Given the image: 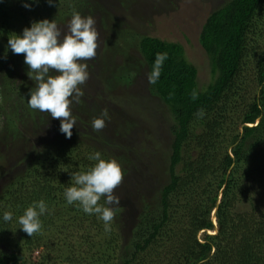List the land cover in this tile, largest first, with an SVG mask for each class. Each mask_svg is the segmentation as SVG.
I'll list each match as a JSON object with an SVG mask.
<instances>
[{"label": "trees", "instance_id": "1", "mask_svg": "<svg viewBox=\"0 0 264 264\" xmlns=\"http://www.w3.org/2000/svg\"><path fill=\"white\" fill-rule=\"evenodd\" d=\"M61 2L0 0V42L7 43L11 33L22 35V27L50 15ZM198 42L212 73L204 89L198 88L197 70L181 45L139 39L148 73L156 54L168 53L150 91L171 113L173 139L168 183L157 203L140 202L121 264H264V0H230L208 16ZM2 90L7 97L13 87ZM97 149L87 137L69 139L56 127L53 139L33 150L25 173L0 195V239L15 232L19 241L8 243L0 264L113 263L123 249L118 220L123 207L113 206L106 232L97 215L67 204L64 197L71 174L97 163L89 159ZM99 153L126 173L123 156ZM40 200L48 210L40 217V232L30 237L18 218ZM214 209L217 233L208 235L214 231ZM6 211L13 214L10 222L3 220Z\"/></svg>", "mask_w": 264, "mask_h": 264}, {"label": "rangeland", "instance_id": "2", "mask_svg": "<svg viewBox=\"0 0 264 264\" xmlns=\"http://www.w3.org/2000/svg\"><path fill=\"white\" fill-rule=\"evenodd\" d=\"M229 1L62 0L50 15L34 20H55L65 30L74 8L97 21V56L86 61L89 79L80 86L84 95L70 109L76 118L74 135L87 137L108 156L124 157L126 173L114 190L120 199L118 206L123 207L118 218L123 249L112 264H121L126 255L124 248L131 240L140 202L157 203L168 183L173 121L168 107L150 91L139 39L151 37L181 45L187 62L197 70L198 88L204 89L212 81V73L198 37L208 16ZM7 46L8 42H0V195L15 177L25 173L33 150L51 141L55 128L60 127V120L29 108L35 82L27 75L29 68L17 66L24 62L23 54L15 55ZM6 85L13 92L4 97ZM105 109L108 116L102 117ZM94 118L105 120L103 130L92 129ZM14 233L5 241L0 239V253H9L8 243L19 242Z\"/></svg>", "mask_w": 264, "mask_h": 264}, {"label": "clouds", "instance_id": "3", "mask_svg": "<svg viewBox=\"0 0 264 264\" xmlns=\"http://www.w3.org/2000/svg\"><path fill=\"white\" fill-rule=\"evenodd\" d=\"M48 3L49 6H55L54 0H48ZM24 7L30 9L31 5L25 3ZM96 24L97 21L92 16L83 17L73 8L65 30L55 20L44 19L33 21L30 28L23 29L22 35L11 33L8 38V49L15 55H24V63L30 69L27 75L35 82V87L29 93V108L48 113L52 119L60 120V132L69 139L76 124L70 105L74 101L78 103L79 98L84 95L80 86L89 79L86 61L94 59L99 48ZM167 59L166 52L156 54L153 68L148 73L149 84L157 83ZM191 96L196 100L198 93L193 90ZM197 115L202 117L204 110L200 109ZM107 116L108 111L105 109L102 117ZM91 126L94 131H101L106 126L105 120L94 118ZM89 159L97 163L87 171L71 174L72 186L65 188L64 197L67 204H77L84 213L97 215L108 232L111 231V222L115 216L113 205L120 204L114 190L121 184L123 172L115 159H101L99 152L90 155ZM101 199L104 204L99 203ZM47 210L45 201L33 202L18 218L20 229L30 237L40 232V217ZM12 219L11 212L3 213L5 222Z\"/></svg>", "mask_w": 264, "mask_h": 264}, {"label": "water", "instance_id": "4", "mask_svg": "<svg viewBox=\"0 0 264 264\" xmlns=\"http://www.w3.org/2000/svg\"><path fill=\"white\" fill-rule=\"evenodd\" d=\"M215 212H216V209H214V212L212 213V220H213V224H214V233L213 234L209 233V235H215L217 233V228H216V223H215Z\"/></svg>", "mask_w": 264, "mask_h": 264}, {"label": "bare ground", "instance_id": "5", "mask_svg": "<svg viewBox=\"0 0 264 264\" xmlns=\"http://www.w3.org/2000/svg\"><path fill=\"white\" fill-rule=\"evenodd\" d=\"M210 234H213L212 232Z\"/></svg>", "mask_w": 264, "mask_h": 264}]
</instances>
